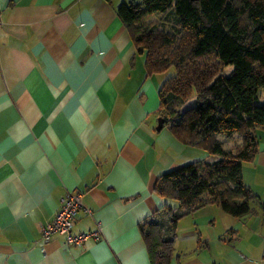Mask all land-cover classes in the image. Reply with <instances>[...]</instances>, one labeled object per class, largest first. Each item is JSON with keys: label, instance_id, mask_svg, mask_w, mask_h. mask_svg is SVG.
Masks as SVG:
<instances>
[{"label": "crops", "instance_id": "obj_1", "mask_svg": "<svg viewBox=\"0 0 264 264\" xmlns=\"http://www.w3.org/2000/svg\"><path fill=\"white\" fill-rule=\"evenodd\" d=\"M122 1L0 0V264H152L140 225L177 206L155 193L157 177L209 159L155 129L164 80L146 73ZM256 136L242 164L250 212L209 203L184 215L169 264H264V129ZM67 191L82 194L72 231L100 232L44 243Z\"/></svg>", "mask_w": 264, "mask_h": 264}, {"label": "trees", "instance_id": "obj_2", "mask_svg": "<svg viewBox=\"0 0 264 264\" xmlns=\"http://www.w3.org/2000/svg\"><path fill=\"white\" fill-rule=\"evenodd\" d=\"M116 13L145 55L147 74L176 70L158 91L163 126L215 156L167 170L154 183L155 193L177 206L164 204L140 228L151 263L169 264L184 215L209 203L237 217L251 210L242 164L257 151V128L264 129V0H127ZM158 14L168 29L149 21ZM229 65L228 74L220 71ZM235 133L240 141L225 147Z\"/></svg>", "mask_w": 264, "mask_h": 264}, {"label": "built area", "instance_id": "obj_3", "mask_svg": "<svg viewBox=\"0 0 264 264\" xmlns=\"http://www.w3.org/2000/svg\"><path fill=\"white\" fill-rule=\"evenodd\" d=\"M83 207L82 194L67 191L60 200V206L55 211L50 221L41 226V241L46 243L55 233L64 236V243L67 245L81 246L89 238H96L100 227L93 230L73 232L72 227L75 215ZM87 211V209H85Z\"/></svg>", "mask_w": 264, "mask_h": 264}, {"label": "rangeland", "instance_id": "obj_4", "mask_svg": "<svg viewBox=\"0 0 264 264\" xmlns=\"http://www.w3.org/2000/svg\"><path fill=\"white\" fill-rule=\"evenodd\" d=\"M166 18H164V14H158L154 17H152L149 21L151 22H155L158 25H165V28L168 29L169 28V23L167 21H164ZM162 23V24H161ZM232 69V66H225V67H220V71L223 72L224 74H228V72ZM176 73V70L173 66L169 67L166 71H164L163 73L159 74L161 76V78L163 80H166L167 78L173 76ZM258 98L261 99L258 102L264 103V90L261 89V91L258 94ZM194 102V97L190 98L188 101H186V103H184L183 106H181V109L186 108L190 105H192V103ZM239 135L238 133H235L232 137H230L229 139H227L226 143H225V147H234L237 142H239ZM206 154V153H205ZM208 155V160H212L215 156L210 155V154H206Z\"/></svg>", "mask_w": 264, "mask_h": 264}, {"label": "water", "instance_id": "obj_5", "mask_svg": "<svg viewBox=\"0 0 264 264\" xmlns=\"http://www.w3.org/2000/svg\"><path fill=\"white\" fill-rule=\"evenodd\" d=\"M163 122H164V118L162 116H159L157 118V124H156L155 129L160 130L163 127Z\"/></svg>", "mask_w": 264, "mask_h": 264}]
</instances>
